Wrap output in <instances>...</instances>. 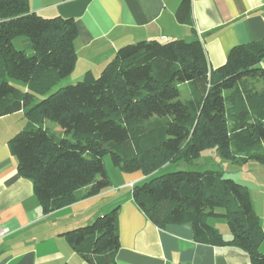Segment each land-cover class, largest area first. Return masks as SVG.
<instances>
[{
    "label": "trees",
    "instance_id": "obj_1",
    "mask_svg": "<svg viewBox=\"0 0 264 264\" xmlns=\"http://www.w3.org/2000/svg\"><path fill=\"white\" fill-rule=\"evenodd\" d=\"M191 11L192 0H181L178 21L188 22ZM21 36L32 41L31 52L14 46ZM77 37L72 17L46 18L29 0H0V117L24 112L27 124L8 146L44 214L111 187L107 154L121 171L146 175L178 160L194 164L208 148L231 163H264V41L234 46L212 69L197 36L144 39L120 47L98 76L87 71L52 91L76 67ZM183 83L190 92L184 100ZM132 196L154 224L191 223L196 241L239 248L251 264H264V231L250 193L224 171H172L135 184ZM119 213L115 205L64 232L86 264H116ZM212 218L226 220L230 239Z\"/></svg>",
    "mask_w": 264,
    "mask_h": 264
},
{
    "label": "crops",
    "instance_id": "obj_2",
    "mask_svg": "<svg viewBox=\"0 0 264 264\" xmlns=\"http://www.w3.org/2000/svg\"><path fill=\"white\" fill-rule=\"evenodd\" d=\"M29 1L31 10L43 17L76 20L77 62L68 83L80 80L87 71L98 76L120 47L144 39L190 40L197 36L212 69L225 63L234 46L264 41V0H192L191 16L185 23L176 17L181 0ZM14 46L32 51V41L24 36L16 38ZM261 66L264 68V61ZM255 81L263 85V79ZM181 85L188 89L187 83ZM187 91L185 99L190 96ZM26 124L23 111L0 117V224L10 230L0 240V264H86L63 234L91 223L115 205L120 206L116 264H251L248 253L239 248L196 241L191 223L154 224L132 196L133 186L151 177L140 170L107 167L111 187L44 214L32 180L19 173L18 160L8 146V140ZM44 125L50 127L46 121ZM231 173L248 189L264 231V163L254 159L234 163ZM212 219L230 239V229ZM261 250L264 253V241Z\"/></svg>",
    "mask_w": 264,
    "mask_h": 264
},
{
    "label": "rangeland",
    "instance_id": "obj_3",
    "mask_svg": "<svg viewBox=\"0 0 264 264\" xmlns=\"http://www.w3.org/2000/svg\"><path fill=\"white\" fill-rule=\"evenodd\" d=\"M24 37H26V36H24ZM18 47L19 46H17L16 48L17 49H21V48H18ZM68 78L63 80L61 83H58L53 88L52 91H56L60 87H63V86H66V85L70 84V83L67 82V80H69ZM13 83L18 85V86L23 85L22 82L16 81V80H13ZM180 89H181V93H182L181 98L184 100L186 98L185 95H186V92H188L187 91L188 89L185 86H182V85H180ZM42 98H43L42 96L39 97V99H42ZM46 124L50 125V128L57 135H59V136L63 135V131L61 130V127L57 123L49 121V120H46ZM58 130L61 131L62 133L61 134L57 133L56 131H58ZM104 161H105V164H106V168L109 167V169H111V167H113V168L115 167V165H114V163H113V161L111 159L110 154H107L104 157ZM233 164L234 163H231L230 161H227V160H224V159L220 158L216 148H208V149H206V150H204L202 152L201 157L194 164H187V163H184L181 160H178L177 162L168 163L165 166H163L161 169H159L156 172H154L153 174H151V177H149L147 180H149L150 178H152L154 176L156 177V176H159V175H162V174H165V173H169V172L176 171V170H181V169H183V170H199V171H203V170H207V169H214V170L217 169V170L224 171L225 175L227 177H231V175H232L231 169L233 167ZM211 221H213V222L214 221L222 222L223 223V225H222L223 229H224V227L229 228L226 220L223 219V218H214Z\"/></svg>",
    "mask_w": 264,
    "mask_h": 264
},
{
    "label": "built area",
    "instance_id": "obj_4",
    "mask_svg": "<svg viewBox=\"0 0 264 264\" xmlns=\"http://www.w3.org/2000/svg\"><path fill=\"white\" fill-rule=\"evenodd\" d=\"M10 233L9 228L0 224V240L5 238Z\"/></svg>",
    "mask_w": 264,
    "mask_h": 264
}]
</instances>
